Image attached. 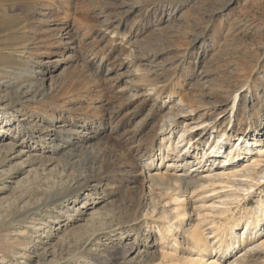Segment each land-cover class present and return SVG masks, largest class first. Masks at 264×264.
Listing matches in <instances>:
<instances>
[{"label": "rangeland", "instance_id": "1", "mask_svg": "<svg viewBox=\"0 0 264 264\" xmlns=\"http://www.w3.org/2000/svg\"><path fill=\"white\" fill-rule=\"evenodd\" d=\"M62 83L75 100L51 120L41 101ZM101 115L105 126L92 137L84 121ZM61 129L88 138L75 159ZM225 129V155L243 141L249 151L231 184L159 200L147 172L196 162L165 147L170 156L148 170L149 146L198 144L210 154ZM103 151L117 162L107 172L113 159ZM259 201L264 0H0V264H179L196 253L168 245L163 224L186 207V220L216 249L225 229L238 243ZM248 232L252 241L209 252L207 264L248 252L263 258L264 223Z\"/></svg>", "mask_w": 264, "mask_h": 264}, {"label": "bare ground", "instance_id": "2", "mask_svg": "<svg viewBox=\"0 0 264 264\" xmlns=\"http://www.w3.org/2000/svg\"><path fill=\"white\" fill-rule=\"evenodd\" d=\"M65 84L62 83V84L57 85L54 92L46 96V99H43L41 101L40 108L43 110L45 114L49 116V118H51V120H53L54 118V110L57 109V107L62 109V106L67 102L66 99H68L69 101L75 100L74 97L70 99L65 97L69 93V89L67 88L68 86H66ZM236 99L237 97H233L232 99L231 111L235 109ZM10 116L12 115L10 114ZM10 121L12 120H8L7 122H10ZM86 121H89L90 124H93V126L90 129H88L89 133L91 132L95 133V135H93L92 137H97L98 135L102 133L101 129H103V126H105L104 119H102V115L98 116L97 118H93L91 120H85L84 123H86ZM74 124H77V123H74ZM85 126H88V125H85ZM92 128H94V131H92L93 130ZM212 128H216V126ZM187 130H189V128ZM226 130L227 129L221 132V136L219 138V142H221V145L217 148V150H216V147L212 149L210 154H208L209 153L208 149L204 150V154H202L200 152L201 150L199 149L198 144L191 145L189 151L186 150V147L178 151V147L174 148V146L166 144L164 147L160 148L156 152L154 144L149 146L150 150L148 154V161L146 162V166H144L148 170L150 169L152 170L153 167L155 168V166H157L155 165V162L153 161L155 157L159 161L161 159L162 161H164L166 157L168 158L170 155H174L177 158V157H180L181 154H183L182 158H184V156L185 158H188V156L190 155L189 156L190 158L195 157L194 159L196 162L192 166L189 165V163L186 161H185L186 164L182 163L180 165L175 164L173 162H167L168 164L167 170L169 169L173 170L177 168L179 170L178 173H175L172 171L169 172L168 174L165 172L162 173L160 171H156L154 173H152L151 171L147 172L146 177L144 176L145 178L144 180H147V184H149V188L152 189L150 190L153 193L156 192L155 194H158L157 196L159 200L164 196L175 197L174 199L175 201H177L180 196L186 198V200H189L188 197L190 194H195L203 190L205 188V185L212 186V187L216 185L217 186L223 185V187L225 188L231 184L230 178L232 176H238L236 175V172L238 171L237 165L245 159V155H247L249 151L247 148L243 149V145H242V143L244 142L243 141L241 144L237 145L235 149L234 148L232 149L230 147V152L226 153L225 155V152H226L225 149L227 148V145H229L227 140L228 141L232 140L231 136L227 135ZM38 131H39L38 133L42 132V130L40 129H38ZM34 133L31 136V141L35 140ZM58 134L60 137H62L61 140H63L64 144L66 145L65 148L68 151L67 155L69 156L70 159H73V158L75 159V157L77 156L75 153L79 152V149L82 148L81 141L88 140L87 137L82 139L83 137L79 136L78 133L77 134L70 133V130L66 131L65 129H61L60 131H58ZM65 134H67V136ZM74 139H76V141H74ZM39 141L44 143V141L41 140V138L39 139ZM34 142L37 143L36 141ZM189 143L190 144L193 143V139H190ZM165 147L168 149L167 150L168 153L170 152V155L168 156H165V154L163 155L162 153ZM59 149H60L59 146L55 148L56 151H59ZM223 149L224 151L222 152ZM106 152L108 151H105L104 155L106 154ZM108 153L111 154V156H106V157L108 158V160L113 159V162H111L112 165L108 164L109 166L108 169H105V167H103L104 172H107L108 170L110 171V168H112L113 165L115 166L117 164V162L114 160V156L112 152H108ZM221 153L224 155V161L222 162L220 161L218 165L222 164L221 165L222 167L218 171L217 169L213 170V167L217 164L216 159L219 157V154ZM106 161L107 159L105 158V162ZM162 164L163 163L161 162L160 166ZM158 169H160V167ZM213 172H218V173L215 174ZM192 200L193 199L190 198V201L188 204H190ZM188 214H189V210L188 208L185 207V210L176 216V218H178L177 221L174 222L173 220V223L170 222L169 224H167L168 223L167 222L163 224L161 228H159L160 235L162 239H165L167 241L168 245L173 244L176 247L175 248L176 251L179 248H181L184 252L188 251V252L196 253V255H193V256L181 255L177 257L176 258L177 263L179 264H207L208 260L205 261L206 256L211 254L214 250L217 251V249L222 248L223 250L224 249L226 250L224 252L229 251V253H233L231 251L236 250V248L238 250L241 249L245 245V242L252 241L253 234L250 237V233L248 232V230H255L258 227L261 228V226L263 225L264 223L263 222L264 220V201H259L256 208L252 211H249L246 214V231L242 235L241 239L238 240V243L236 242L234 243L233 241L227 239L226 236H224L225 235L224 232H226L225 231L226 229H225L224 231H222L220 234L216 236L218 238L217 246L219 244V247H217L216 249L214 247L210 248V246L206 244V242H204L205 240H204L203 232L197 229L195 226H193L189 222V220H186ZM254 238L255 237H253V239ZM217 255L218 254H216V256ZM254 258H255L254 254L248 252L247 254H244L241 257H237L232 264H264V259H263L264 256L263 258L261 257H258L255 259ZM113 260L115 261L116 259L113 258ZM215 264H217L216 260H215Z\"/></svg>", "mask_w": 264, "mask_h": 264}]
</instances>
